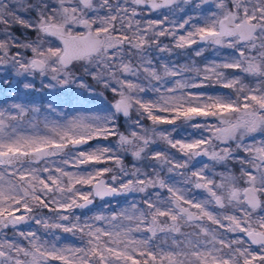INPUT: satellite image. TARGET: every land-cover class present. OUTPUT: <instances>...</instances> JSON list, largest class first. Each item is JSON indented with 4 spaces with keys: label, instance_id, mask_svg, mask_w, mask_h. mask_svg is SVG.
Segmentation results:
<instances>
[{
    "label": "snow or ice",
    "instance_id": "snow-or-ice-1",
    "mask_svg": "<svg viewBox=\"0 0 264 264\" xmlns=\"http://www.w3.org/2000/svg\"><path fill=\"white\" fill-rule=\"evenodd\" d=\"M0 264H264V0H0Z\"/></svg>",
    "mask_w": 264,
    "mask_h": 264
},
{
    "label": "trees",
    "instance_id": "trees-1",
    "mask_svg": "<svg viewBox=\"0 0 264 264\" xmlns=\"http://www.w3.org/2000/svg\"><path fill=\"white\" fill-rule=\"evenodd\" d=\"M206 56H208L209 58H211L213 56V53L211 51L205 53Z\"/></svg>",
    "mask_w": 264,
    "mask_h": 264
},
{
    "label": "rangeland",
    "instance_id": "rangeland-1",
    "mask_svg": "<svg viewBox=\"0 0 264 264\" xmlns=\"http://www.w3.org/2000/svg\"><path fill=\"white\" fill-rule=\"evenodd\" d=\"M115 203H116V202H115V201H113V204H114V205H115Z\"/></svg>",
    "mask_w": 264,
    "mask_h": 264
}]
</instances>
